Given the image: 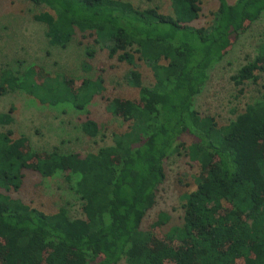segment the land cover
<instances>
[{"label":"trees","instance_id":"16d2710c","mask_svg":"<svg viewBox=\"0 0 264 264\" xmlns=\"http://www.w3.org/2000/svg\"><path fill=\"white\" fill-rule=\"evenodd\" d=\"M30 1L46 8L33 18L46 26L51 46L65 48L80 34L131 65L138 98L109 101V111L129 125L95 153L38 152L26 136L0 130V264H264V51L231 76L239 94L262 78L260 100L224 126L194 109L208 71L264 14V0H217L208 26L194 24L203 0H170L172 14L125 0ZM85 52L90 63L95 50ZM136 59L150 68L152 85L142 83ZM102 85L101 74L72 79L34 65L0 68V96L21 90L41 104L79 111ZM14 111L11 104L0 112L2 126L13 123ZM81 129L99 133L90 117ZM180 150L199 172L179 221L168 225L169 214L160 211L142 230L165 181L164 163ZM29 171L63 173L84 217L70 218L63 207L46 213L13 197Z\"/></svg>","mask_w":264,"mask_h":264},{"label":"rangeland","instance_id":"374dc122","mask_svg":"<svg viewBox=\"0 0 264 264\" xmlns=\"http://www.w3.org/2000/svg\"><path fill=\"white\" fill-rule=\"evenodd\" d=\"M125 1L141 9L156 7L163 13L172 14L170 0ZM217 5V0H203L202 15L194 24L210 25ZM43 9H46L44 5H35L30 0H0V68L23 70L34 65L52 76L62 75L72 79L92 80L101 74L102 91L81 111L68 103L57 106L41 104L21 90L8 92L0 96V112L14 105V121L11 125L0 124V130L11 128L13 137L26 136L32 149L38 152L56 148L64 153H95L112 145L113 134L126 130L129 125L119 115L109 111L108 103L116 97L138 98V90L132 86L128 76L132 66L115 57L109 58L100 44L90 38H82L80 34L74 36L65 48L51 46L45 36L46 26L33 18L34 13ZM88 47L95 50V56L90 63H85ZM260 51H264V14L235 39L223 59L208 71L202 91L195 96L194 109L199 115L212 116L218 126H224L234 120L247 104L261 99L262 78L255 84L247 82L240 94L231 80V76ZM136 67L141 73L142 83L152 85L154 79L150 68L137 59ZM86 117L98 123L99 133L94 137L86 135L81 129ZM164 168L165 181L159 187L154 207L142 220V230L149 228L160 211L169 214L168 225L179 221L183 196L193 188L194 176L199 172L197 162H191L183 150L168 158ZM71 183L63 173L41 177L29 171L23 187L11 195L46 213L63 207L70 218H83L82 202Z\"/></svg>","mask_w":264,"mask_h":264}]
</instances>
